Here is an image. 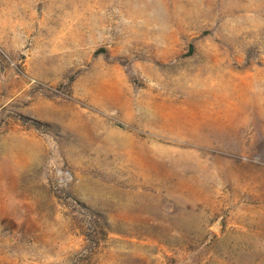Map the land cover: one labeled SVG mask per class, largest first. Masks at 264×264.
Returning <instances> with one entry per match:
<instances>
[{
    "label": "rangeland",
    "instance_id": "rangeland-1",
    "mask_svg": "<svg viewBox=\"0 0 264 264\" xmlns=\"http://www.w3.org/2000/svg\"><path fill=\"white\" fill-rule=\"evenodd\" d=\"M0 264H264V0H0Z\"/></svg>",
    "mask_w": 264,
    "mask_h": 264
}]
</instances>
